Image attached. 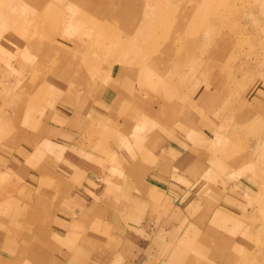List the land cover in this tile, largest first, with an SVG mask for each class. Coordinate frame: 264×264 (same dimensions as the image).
Instances as JSON below:
<instances>
[{
	"label": "crops",
	"instance_id": "obj_1",
	"mask_svg": "<svg viewBox=\"0 0 264 264\" xmlns=\"http://www.w3.org/2000/svg\"><path fill=\"white\" fill-rule=\"evenodd\" d=\"M56 1H60L63 8L56 7L59 5ZM56 1L16 0L27 5L23 14L24 28L27 29L17 33L24 38L21 39L22 44L18 37L10 34L16 41L15 45L11 42L13 45L9 46V49L16 46L14 61V57L4 61L0 59V68L4 65L17 75L15 83H19L21 77L25 78L21 70L25 68L44 79L41 85L45 89L33 84L34 93L46 90L37 95L42 99L46 98V102L54 109L50 111L47 121L40 123L41 126L46 123L44 128L41 127L43 130H38V126H35L39 123H29L30 127L35 128L37 135L18 128L6 139L9 147L5 145L0 148V157L5 162L0 181L5 177L10 179L9 182L7 179L0 182V192L6 197L0 201V212H9L11 209L8 206H11L18 214L17 218L21 214L26 215L23 227L31 230L18 232L15 237L21 236L22 239L34 241L35 237L44 240L48 236L49 240L50 237L57 236L64 239L65 245L76 241L79 244L66 253L70 264H196L198 261L200 264V261L209 257H222L223 263L228 264L235 258L231 255L237 244H240L241 234L246 237L249 230H252L253 235L247 241L244 238V251L249 256L245 264H260L256 254H249L248 250L253 244L260 246L264 242V235L258 230L261 219L264 218V209H257L253 203H258L264 192L259 169L253 167L254 163L243 161L246 160L244 157L240 163H236L234 156L232 159L228 158L227 153L223 152L227 146L226 139L213 144L212 148L196 142L201 137L213 139L212 132L217 128L213 123L215 116H206V106L208 107V101L213 95L209 92L210 88L208 90L205 87L206 90L202 88L199 91L192 110L186 108L181 115L178 113L179 117L175 114L176 119L170 125L155 128L151 119L153 108L149 109L150 113H139L137 108L131 106L139 94L134 90L135 81L141 78V75L131 72L135 70V66L99 67L89 55L94 48L98 52L111 51L109 47L101 49L98 43L104 37L103 32L115 27L117 21L127 22L130 29L125 32L134 37L138 21L142 17L141 9L133 8L135 5L132 6L127 0ZM56 11L59 12L58 15ZM82 22L95 32L90 34V40L74 42L71 36L66 35L71 30L80 29L78 23L82 25ZM31 26L35 27L28 30ZM38 30L47 38L36 35L29 37ZM174 30L171 36L174 38L169 44L176 41V28ZM82 31L84 30L81 28ZM59 32L62 33L58 34ZM121 32L119 33L122 34ZM73 42L74 46H78L74 47L75 50L69 48ZM67 47L72 52L70 56L66 60H56ZM32 51L42 59H37V62L32 56L25 67L18 58L21 55L25 57L24 53ZM46 57H49L47 62ZM23 61L27 62L25 59ZM82 64L85 65L84 70H80V80H73L78 66ZM102 68L107 69L104 79L108 80L103 83L93 73ZM3 73L7 75L8 71ZM95 73L100 75L101 71ZM9 74L12 75L11 71ZM69 75L71 79L68 78ZM211 82L207 84L213 86L215 83ZM67 84L70 85L68 90ZM1 88L0 84V93ZM34 103L29 107L31 110ZM43 103L41 106L36 105V109L41 111ZM201 105L204 109H199ZM125 116L136 118L133 124L130 123L131 120L128 123L122 122L124 126L132 124L134 134L126 135L127 132L120 131L119 126L113 122L108 125L110 118L114 121L115 118ZM185 116V120H181ZM29 117L30 115H25V121ZM205 117L208 119H203ZM69 127L75 130L80 127L84 134L78 138L79 142L74 148H70L73 144L67 146L70 139L74 141L73 137L68 136L74 134ZM142 129L143 134L140 133ZM107 130L118 135V142L122 143L120 148L116 147L117 142L107 140ZM86 136L92 139L90 143L83 142ZM55 138L61 139L62 144L60 141H52ZM132 141L137 143V148L135 142L133 148L144 151L143 159L137 158L135 152L128 153L127 150L132 148ZM153 143L157 145L154 153ZM221 144L222 147H219ZM58 148L66 152L56 158L45 152L48 150L55 154L54 149ZM101 149L103 156L92 159ZM208 149L218 152L219 158L215 154L208 155L205 158L207 163H204V160L198 158V152L206 153ZM121 151L124 153H120ZM44 158L53 160H49L44 167ZM219 174L223 175L222 181L227 183L223 188L216 184L212 186L211 181H216ZM235 175L244 177L234 183ZM14 177L16 178L13 179ZM8 198L12 199L10 202L14 201L15 208L8 204ZM22 201L23 205L19 207ZM37 202L51 207V210L41 207L37 209L34 206ZM250 219H255L256 223L252 224ZM57 220H60L59 226L54 224ZM252 226H257L256 230ZM2 227L0 223V228ZM17 229L19 230L18 227ZM197 229L199 230L195 235L191 233ZM207 229L211 230V234L215 233L214 238L204 237L210 231ZM228 236L231 237L230 251L221 250L227 247L225 238ZM183 241L188 243V248L182 254ZM219 243L222 248L218 246ZM193 244L203 245L202 256H189ZM119 246H123V249H119ZM214 247H220L218 253L221 256L215 255L218 249ZM31 249L32 253L39 251L35 244ZM118 252L124 255L116 257ZM10 254L8 260L13 259V252ZM0 259L3 260L1 254Z\"/></svg>",
	"mask_w": 264,
	"mask_h": 264
},
{
	"label": "rangeland",
	"instance_id": "obj_2",
	"mask_svg": "<svg viewBox=\"0 0 264 264\" xmlns=\"http://www.w3.org/2000/svg\"><path fill=\"white\" fill-rule=\"evenodd\" d=\"M201 1L205 2L203 7L204 12L210 14H202L198 17L199 20L181 22L184 20L182 16H187V13L198 10V0H127L132 6L135 5L133 8L138 7V9H141L140 12H142V17L137 25V27L140 26L141 29V32L138 33L139 37L137 35L130 37L131 35L125 32L130 29L127 22L117 21L115 27H112L108 32L106 30L103 32L104 37H102L100 43H98L101 49H107L109 47L111 51L98 52L96 48H94L89 55L92 60L96 61V66L99 67L103 65L109 67L135 66L136 74L138 76L141 75V80L138 79L135 81L136 88L134 90L139 92V94H137L133 103L131 102L133 104L131 106L135 109L137 108L136 110L139 113L140 111L141 113H150L149 109L153 108L151 119L154 121V125H156L155 128L170 125L171 122H174L176 119L175 114L179 117L178 113L182 110L184 111L186 108L187 110H192L194 108L192 104H195L194 99L197 98L199 91L202 88L206 90L205 87H207L208 90L210 88L209 92H212L213 95L211 100L208 101V107L206 106V111H208L206 116H215V122L213 123L217 125L219 129L217 130L216 128V130L212 132L214 134L213 139L210 138L209 140L201 137L199 140H196V142L201 146H210L212 148L213 144L226 139L225 144H227V146L224 148L223 152L227 153L228 158L230 157L232 159V156H234L237 159L236 163H240L243 160L242 157H244L246 160L243 161L248 162V164L254 163L253 167H256L257 170L259 169V175L264 184V0H218V10L214 12L207 4L209 0H199V2ZM17 3L16 0H0V9L4 8V12L6 10L8 13L0 12V59L3 61L14 57V52L16 51V49H14L16 46L9 49V46H11L12 43L15 45L16 42L10 34L13 33L14 36L18 37V40H20L19 43H21L23 42L21 39L24 38L17 33L27 29L24 28L25 19L23 16H15L12 19L9 17L15 13L24 14L26 12L25 6L27 7V5H18ZM56 3L59 4L56 7L63 8V5H60V1H56ZM55 13L56 15L59 14L58 11ZM46 15L47 12L44 13V16ZM218 15H222L224 19H221V21L217 23V26L212 27L211 22L214 20H209V16L211 19V17H217ZM16 17L22 19L15 20ZM78 24L85 32L82 31V33L80 28L71 30L66 36H71L74 42H80L82 39H92V35L90 34H93L95 31L87 27L85 22H82V25L80 23ZM31 27L32 28L28 30H32L35 26ZM137 27L136 31L138 29ZM175 28L176 41L169 44L174 38L171 36ZM120 31H122V34L119 33ZM88 32L89 35H87ZM60 33L62 32L58 34ZM34 35H36V37L40 36L47 38L40 34L39 30L33 32L29 37ZM136 37H138V39L134 40ZM137 41H140V44L135 47L132 42L135 43ZM74 42L72 43L73 46L71 45L69 47L72 50L74 47H78L74 46ZM102 42L103 44H101ZM169 46L172 47L171 53L162 54L160 52L164 50V48H169ZM33 47L35 49L37 48V46ZM69 48L67 47V50H62L63 53L59 55L56 60H66L72 53ZM11 50L13 51L11 52ZM24 55L26 56L24 57L21 55L18 59L25 67L29 64L28 62L32 60V56L36 58V61L37 59H42L38 53H34L33 51L24 53ZM14 59L15 57L12 61H14ZM23 59L27 60V62L23 61ZM47 60H49V57L45 58L46 62ZM84 65L85 64L78 66L77 72L73 75V80H80V70H84ZM176 65L177 67L175 68ZM171 67L173 68L170 69ZM21 70L22 75L25 74V78L23 79L21 77L22 80L19 83L18 81L15 83L14 79L17 77V75L14 74L15 72L7 69L4 65L0 68V84L2 85L0 93V109L2 111L0 114V148L5 145V147H9L6 139L12 136L18 128L26 129L32 134L37 135L36 131L34 132L35 128L30 127L29 123L32 121L39 123L35 124V126H38V130H43L41 127L44 128L46 123L43 124V126H41V124L47 121L50 117V111L54 110L53 107L48 104V101L46 102V98L42 99L37 95L38 93H44L46 90H42L41 92L36 91V93H34L33 84L39 85V88H44L42 87L43 85H41L44 79L39 78L36 74L34 75L29 68ZM106 70V68L100 70L96 69V71H93L94 77L102 83L108 81L104 79ZM4 71H8L7 75L3 73ZM10 71L12 74L11 76L9 74ZM97 71H101L100 75L95 73ZM133 71L134 70L131 72L133 73ZM84 72L87 73L86 71ZM123 72L124 71H122V73ZM144 76L146 78H144ZM68 78L71 79V76L69 75ZM10 81H12V83H9ZM206 81L209 84L211 81H214L215 84L213 83L214 85L211 86L208 85ZM68 86L70 85L67 84V90ZM168 88L172 90L171 94L168 93L169 96L166 95ZM72 90H74L73 87ZM192 98L193 101H191ZM42 102H44L42 105L44 107L41 110L43 112L36 109V105L41 106ZM32 103H34L33 105L35 106L31 110L29 107H31ZM117 104L115 106H117ZM199 109H204V107L201 105ZM156 111L157 113H155ZM23 112L25 115H30L27 121H25V115H22ZM226 114L227 117H225ZM229 115L230 117H228ZM161 116H163V118ZM165 118L169 119V121ZM185 118L186 116L181 120H185ZM203 119L208 118L205 117ZM113 120L114 121L110 118V122H108L109 126L113 122L119 126L120 131L127 132L126 135L129 133L134 134L132 124L136 118L125 116ZM123 121H126V123L130 121L132 124L124 126V124H122ZM69 130L74 134L68 136L70 138L73 137L74 141L70 139L67 142V146L73 144L70 148H74L76 144H78V138L83 134V131L80 127L77 128V130L73 127H69ZM105 133L108 136L107 140H110V142L113 140L117 142L115 143L116 147H121L122 143L118 142L119 138H117V134L110 130H107ZM140 133L143 134L144 130L142 129ZM226 133L227 135H225ZM91 140V138L86 136L83 142L90 143ZM52 141H60L61 143V139L58 138ZM63 142L65 144V141ZM134 142H131L130 145L132 148L127 150L128 153L132 154L135 152L137 158L143 159L144 151L135 149L137 148L136 142V147L133 148ZM152 145L155 146L152 149L154 153V149L157 145L154 143ZM219 147H222V144ZM60 148L54 149L55 154L48 150L45 152L50 154L51 157L54 156V158H56L57 155L66 152ZM227 148L228 150L226 151L225 149ZM93 151L96 153V150ZM72 152H74V150H72ZM120 153L124 152L121 151ZM198 154V158L204 160V163H207L205 158L208 155L212 156L215 154V156L219 158V153H214L213 149H208L206 153L198 152ZM3 155L5 156V153H3ZM95 156H103L102 149L98 151L96 155L94 154L92 159ZM2 159L3 158L0 157V175L5 165ZM44 159L45 160L42 162L44 167L48 165L49 160H53V158ZM220 167H223V164H220ZM246 176L249 177L248 175ZM242 177L244 176H233V182L235 183L237 180V182H239ZM15 178L16 177L13 179ZM4 179H7L8 182L10 181L8 177L1 179V181L4 182ZM222 179L223 175H220L216 181H211L212 186L216 184L217 187L223 188L224 184L227 185V183H224ZM230 185L232 184H229V186ZM262 195L258 203L255 204V202H253L257 209H264V192H262ZM5 198L6 197L0 192V201H3ZM11 200L12 199L9 198L7 199L8 204L15 208L16 205L14 201L10 202ZM20 204L19 207H22L23 201ZM34 206H36L37 209L41 207L48 208L49 211L51 210V207L43 206L38 202L35 203ZM8 208L11 209L9 212H0V223L3 225V227L0 228V254L3 258V260L0 259V264H70V260L67 258L69 256H67L68 254L66 253H68L71 248L76 247V245L79 244L78 242L75 241L70 243L71 245H65L64 239L57 236L50 237L49 240L48 236H46L44 240L35 237L34 241L33 239L31 241L29 239H22L21 236L16 238L15 235L18 232L25 233L27 231L31 232V230L24 228L26 215L23 216L21 214L19 218H17L16 216L18 214L12 210L11 206H8ZM45 216L46 214L43 218H45ZM250 220L252 224L256 223L255 219ZM225 221L227 220L225 219ZM54 224L59 226L60 220H57V222L55 221ZM252 228L256 230L257 226H252ZM198 230L199 229L191 233L195 235ZM208 230L210 229H207V231ZM258 230L261 235H264V218L261 219ZM251 231L252 230H249V234H246V237H244L246 241L253 235ZM206 233L208 235L205 236L204 234L206 239L207 237L214 238L213 236H215V233L213 234L212 232L211 234V230ZM230 238V236L225 238V240H227L225 242H228L225 249L222 248L220 243V245L217 244L222 248L221 250L230 251ZM200 241L205 242V240ZM33 244L38 246L39 251L32 253L31 248ZM187 245L188 243L183 241L181 245L182 254L185 253L188 248ZM99 246L102 247L103 245ZM220 247H214V249H218L215 255L218 254ZM119 249H123V246H119ZM190 249L191 252L189 256L191 258L199 255L202 256L203 245L193 244ZM248 250L249 254H256L260 264H264V242H262L260 246L253 244V247H249ZM235 251H238L237 254L234 255L236 258L230 264H245L249 256L246 254V251H244V247L239 250V246H237L234 253ZM10 252H13V259L8 260V256L11 255ZM181 253L180 255L182 256ZM226 254L228 255V253ZM122 255L124 254L121 252L116 253V257ZM223 260L222 257L221 259L220 257H216L215 259L209 257L200 261V264H221ZM198 262L195 263L198 264Z\"/></svg>",
	"mask_w": 264,
	"mask_h": 264
},
{
	"label": "bare ground",
	"instance_id": "obj_3",
	"mask_svg": "<svg viewBox=\"0 0 264 264\" xmlns=\"http://www.w3.org/2000/svg\"><path fill=\"white\" fill-rule=\"evenodd\" d=\"M15 1V0H14ZM217 2H218V0H209V3H207L209 6H210V8L213 10V12L214 11H216V10H218V7H217ZM18 5H20L21 3L20 2H18L17 3ZM204 5H205V2L204 1H201V2H199V0H198V2H197V6H198V10H196V11H191V13H187L186 15L187 16H182V19H184L183 21H181V22H187V21H191V20H196V19H198L199 20V16H201L202 14H204V15H208V14H210V13H206V12H204V9H203V7H204ZM15 6H17V5H15ZM214 6V7H213ZM19 7V6H18ZM20 8V7H19ZM0 12H2V13H6V14H8L7 13V11L5 10V12H4V8L3 9H0ZM15 16H23V13H15V14H12L11 16H9L11 19L13 18V17H15ZM19 19H22V18H20V17H16V19L15 20H19ZM221 19H224L223 18V16L222 15H218L217 17H211V19H210V16H209V20H214V21H212L211 22V26L213 27V26H217V23L219 22V21H221ZM147 26V25H146ZM138 29H137V33H135V35H137L138 37H139V34L138 33H140L141 32V29H140V26L139 27H137ZM146 28V27H145ZM138 37H136L134 40H137L138 39ZM208 38V37H207ZM210 38V37H209ZM210 40V39H209ZM208 40V41H209ZM140 41H137V42H135V43H133L132 42V44L133 45H135V47L138 45V44H140L139 43ZM210 42H211V40H210ZM209 46V45H208ZM211 47V46H210ZM171 51H172V47L171 46H169V48H164V50H162V51H160L162 54H169V53H171ZM205 56V55H204ZM169 66V65H168ZM172 66V65H171ZM177 67V65L175 66V68ZM173 67H171L170 69H172ZM182 70V69H181ZM204 70V69H203ZM177 72H178V70H177ZM176 72V73H177ZM212 72V71H211ZM133 73L134 74H136L137 72L134 70L133 71ZM196 73V72H195ZM198 73V72H197ZM210 73V72H209ZM171 77V76H170ZM170 77H169V79H170ZM168 93H172V90L171 89H169L168 88V90H167V93H166V95L167 96H169V94ZM177 94V93H176ZM183 112V110L181 111V112H179V114H181ZM255 211V210H254ZM263 215V214H262ZM263 219V218H262ZM242 220V219H241ZM246 224V223H245ZM242 232H244V230L242 231ZM243 234H241V236H242ZM244 242H245V239H244V235L241 237V240H240V244H237V246H239V248L240 249H242V247H244ZM238 252V251H237ZM237 252L235 251V253H234V251L232 252V257H234V255L235 254H237ZM234 253V254H233ZM221 256V254L220 253H218L217 254V256ZM236 258V257H235ZM235 258H233V260L235 259ZM221 259V258H220ZM233 260H230V262L228 263V264H230Z\"/></svg>",
	"mask_w": 264,
	"mask_h": 264
}]
</instances>
